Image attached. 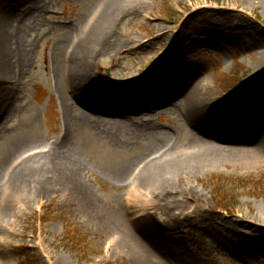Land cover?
Listing matches in <instances>:
<instances>
[{
  "label": "rangeland",
  "instance_id": "obj_1",
  "mask_svg": "<svg viewBox=\"0 0 264 264\" xmlns=\"http://www.w3.org/2000/svg\"><path fill=\"white\" fill-rule=\"evenodd\" d=\"M144 1V15L129 17L118 27L126 46L94 66L96 79L103 85H127L150 75L154 81L172 82L196 69L207 82L202 101L218 102L223 119L239 112L241 123H252L264 135V82L254 75L259 52L254 50L264 49V0H250V5L243 0ZM40 6L30 21L40 35L33 46L34 66L17 89L22 110L15 125L6 127L8 136L0 139V162L14 146L13 139L37 135L48 144L62 133L61 94L50 66L65 44L56 47L59 33L53 29L72 28L79 19L90 18L97 4L46 0ZM152 124L170 133L175 152L187 148L190 131L180 123L178 112L160 113ZM121 146L108 155L87 151L81 182L91 186L100 208L122 212L129 231L138 229L141 216L154 227L171 230L166 238L158 236L164 243L159 255L139 259L117 234L85 217L79 201L63 191L9 203L4 180L0 208L10 204L11 214L0 218V264H168L161 254L179 260L184 244L204 264H264V253L252 246L247 228L249 218L264 210L263 167L224 163L191 168L171 178L164 191L170 200L157 202V192L142 191L136 178L126 184L114 177L133 160L138 164L131 174L136 173L152 156L153 140ZM138 190L142 194L137 195Z\"/></svg>",
  "mask_w": 264,
  "mask_h": 264
},
{
  "label": "bare ground",
  "instance_id": "obj_2",
  "mask_svg": "<svg viewBox=\"0 0 264 264\" xmlns=\"http://www.w3.org/2000/svg\"><path fill=\"white\" fill-rule=\"evenodd\" d=\"M45 1L7 0L0 3V139L8 136L6 127L15 125L22 110L17 89L30 77L29 70L34 66V42L40 38L36 28L30 27V21ZM87 1L97 4L90 18L79 19L72 28L65 25L53 29L59 33L58 37L56 33V47L65 44L64 52L54 54L50 66L51 77L61 94L62 133L48 144L37 135L31 139L29 135L25 139H13L10 144L15 143L14 146L0 162V184L7 181L4 186L9 189V203H19L26 195L48 197L57 190L67 196L70 194L79 201L78 206L85 217L110 234H117L139 259H144L142 255L155 257L153 254L159 255L164 246L158 236L166 238L171 230L154 227L141 216L135 225L138 229L129 231L123 225L119 209L100 208L91 186L81 182V172L87 164L83 155L87 151L108 155L123 147L121 145L133 144L134 140H153L152 156L136 169V173L131 174L138 164L133 160L114 177L126 184L136 178L138 188L153 192V195L157 192L155 201L161 202L170 200L164 196V191L171 178L191 168L224 163L264 168V135L252 123H241L239 112L223 119L218 116V102L202 101L207 82L196 69H190L192 74L187 78L184 74L181 78L172 77V82L154 81L152 76L146 75L143 80L132 81L129 85L100 83L95 77L94 66L103 58L117 56L123 51L126 44L118 35V27L129 17L144 15L142 10L146 2ZM243 1L245 5L251 3L250 0ZM254 51H259L255 56L254 75L264 82V49ZM173 111L178 112L180 123L190 131L191 139L181 152L173 150V138L168 131L152 124L153 117ZM141 190L137 195L142 194ZM0 210L2 219L11 214L10 204ZM129 213L133 212L130 210ZM249 219L247 228L252 237L248 238L254 241V248L264 253V210L260 209ZM226 229L233 231L229 225ZM179 251V260L161 255L168 264H204L188 251L185 244Z\"/></svg>",
  "mask_w": 264,
  "mask_h": 264
},
{
  "label": "trees",
  "instance_id": "obj_3",
  "mask_svg": "<svg viewBox=\"0 0 264 264\" xmlns=\"http://www.w3.org/2000/svg\"><path fill=\"white\" fill-rule=\"evenodd\" d=\"M66 237H67L69 240H71V239H72V237H71V236H68V235H66Z\"/></svg>",
  "mask_w": 264,
  "mask_h": 264
}]
</instances>
